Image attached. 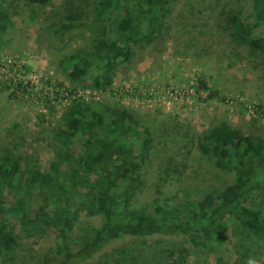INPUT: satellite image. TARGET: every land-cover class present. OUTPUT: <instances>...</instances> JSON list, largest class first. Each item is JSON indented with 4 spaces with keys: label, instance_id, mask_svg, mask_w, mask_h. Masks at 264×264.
<instances>
[{
    "label": "rangeland",
    "instance_id": "1",
    "mask_svg": "<svg viewBox=\"0 0 264 264\" xmlns=\"http://www.w3.org/2000/svg\"><path fill=\"white\" fill-rule=\"evenodd\" d=\"M96 1L51 0L46 7H28L22 0H0L7 14L6 28L0 32V150L12 151L46 171L54 159V135L63 128L73 100L99 110L123 108L152 135L151 155L138 173L136 206L174 208L199 201L204 194L216 195L231 183V174L216 170L201 154L198 143L203 134L225 122L264 140V63L232 43L224 31V18L238 10L234 0H169L154 39L148 44L135 42L131 61L118 67L110 85L90 90L83 86L87 78L71 81L64 71L66 58L86 49L89 35L69 30L60 43L53 26L67 6L90 11ZM190 88L191 94L181 95ZM77 156L72 146L66 161L72 163ZM259 198L256 193L247 200L258 205ZM73 202L69 241L75 248L86 228L98 226L99 215L86 213L76 199ZM28 220L24 216L14 223L15 243L0 264H51L57 258L54 233H25L22 228ZM249 260L264 264V244L228 229L220 246L130 239L93 264Z\"/></svg>",
    "mask_w": 264,
    "mask_h": 264
},
{
    "label": "trees",
    "instance_id": "2",
    "mask_svg": "<svg viewBox=\"0 0 264 264\" xmlns=\"http://www.w3.org/2000/svg\"><path fill=\"white\" fill-rule=\"evenodd\" d=\"M22 1L28 7H46L51 0ZM168 2L97 0L90 11L64 8L53 26L54 38L63 42L69 30L84 31L90 37L86 49L66 58V77L71 81L87 78L85 89L107 88L118 67L131 61L133 44H148L160 32ZM234 6L238 10L224 18L226 35L264 63V0H234ZM6 20L0 2V32ZM199 87L206 89L203 83ZM53 139L54 159L46 171L12 151L0 150V261L15 243L14 223L24 216L29 219L22 228L25 233H54L57 258L51 264H93L130 239L220 246L228 229L264 244V140L258 136L242 134L225 122L208 129L198 149L216 170L230 173L232 181L216 195L204 194L199 201L174 208L134 202L138 173L153 145L150 131L126 109L102 106L99 110L73 100L63 128L57 129ZM72 146L78 156L68 163ZM256 193L258 205L247 200ZM75 199L86 213L99 215V221L98 226L84 230L73 248L70 204Z\"/></svg>",
    "mask_w": 264,
    "mask_h": 264
},
{
    "label": "built area",
    "instance_id": "3",
    "mask_svg": "<svg viewBox=\"0 0 264 264\" xmlns=\"http://www.w3.org/2000/svg\"><path fill=\"white\" fill-rule=\"evenodd\" d=\"M192 93V90H191V88L190 89H187V90H184L183 92H181V95H189V94H191Z\"/></svg>",
    "mask_w": 264,
    "mask_h": 264
},
{
    "label": "clouds",
    "instance_id": "4",
    "mask_svg": "<svg viewBox=\"0 0 264 264\" xmlns=\"http://www.w3.org/2000/svg\"><path fill=\"white\" fill-rule=\"evenodd\" d=\"M248 264H255V262L252 261V260H249V261H248Z\"/></svg>",
    "mask_w": 264,
    "mask_h": 264
}]
</instances>
